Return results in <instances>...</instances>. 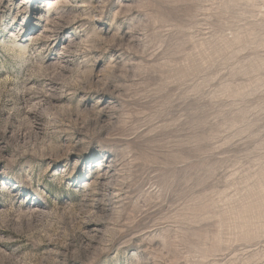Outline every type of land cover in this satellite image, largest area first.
<instances>
[{"label": "rangeland", "instance_id": "rangeland-1", "mask_svg": "<svg viewBox=\"0 0 264 264\" xmlns=\"http://www.w3.org/2000/svg\"><path fill=\"white\" fill-rule=\"evenodd\" d=\"M0 264H264V0H0Z\"/></svg>", "mask_w": 264, "mask_h": 264}, {"label": "bare ground", "instance_id": "bare-ground-1", "mask_svg": "<svg viewBox=\"0 0 264 264\" xmlns=\"http://www.w3.org/2000/svg\"><path fill=\"white\" fill-rule=\"evenodd\" d=\"M49 2H50V0H48ZM55 3V1H53V3L52 4H54ZM49 4V3H48Z\"/></svg>", "mask_w": 264, "mask_h": 264}]
</instances>
